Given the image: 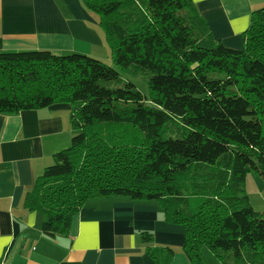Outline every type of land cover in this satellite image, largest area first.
Returning <instances> with one entry per match:
<instances>
[{
	"label": "trees",
	"instance_id": "1",
	"mask_svg": "<svg viewBox=\"0 0 264 264\" xmlns=\"http://www.w3.org/2000/svg\"><path fill=\"white\" fill-rule=\"evenodd\" d=\"M82 3L113 63L144 76L149 96L91 56L0 52V114L71 106L76 134L24 200L44 235L68 236L92 199L153 201L183 228L190 264H207L204 249L220 264H264V213L245 186L250 172L264 178V8L234 49L192 0Z\"/></svg>",
	"mask_w": 264,
	"mask_h": 264
},
{
	"label": "crops",
	"instance_id": "2",
	"mask_svg": "<svg viewBox=\"0 0 264 264\" xmlns=\"http://www.w3.org/2000/svg\"><path fill=\"white\" fill-rule=\"evenodd\" d=\"M216 40L241 49L242 35L264 0H192ZM81 54L113 63L101 19L82 0H0V52ZM75 131L71 106L0 114V264H190L184 230L153 201L89 200L68 236L47 237L43 218L24 206L54 155ZM151 235L146 242L142 234ZM150 250H158L156 258Z\"/></svg>",
	"mask_w": 264,
	"mask_h": 264
},
{
	"label": "rangeland",
	"instance_id": "3",
	"mask_svg": "<svg viewBox=\"0 0 264 264\" xmlns=\"http://www.w3.org/2000/svg\"><path fill=\"white\" fill-rule=\"evenodd\" d=\"M105 63V62H104ZM107 64V63H105ZM121 74L125 82H131L145 96H149V84L147 79L142 75H136L130 72H123L115 63L107 64ZM151 105V103H148ZM76 134V132H75ZM54 161L48 166L53 165ZM246 193L249 197L252 207L260 213H264V178L255 172H250L246 179ZM204 256L207 264H220L217 257L208 249H204Z\"/></svg>",
	"mask_w": 264,
	"mask_h": 264
}]
</instances>
